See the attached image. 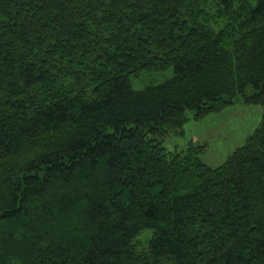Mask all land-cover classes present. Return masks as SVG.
Here are the masks:
<instances>
[{
    "label": "trees",
    "instance_id": "16d2710c",
    "mask_svg": "<svg viewBox=\"0 0 264 264\" xmlns=\"http://www.w3.org/2000/svg\"><path fill=\"white\" fill-rule=\"evenodd\" d=\"M236 102L222 164L165 150ZM0 264H264V0H0Z\"/></svg>",
    "mask_w": 264,
    "mask_h": 264
},
{
    "label": "rangeland",
    "instance_id": "374dc122",
    "mask_svg": "<svg viewBox=\"0 0 264 264\" xmlns=\"http://www.w3.org/2000/svg\"><path fill=\"white\" fill-rule=\"evenodd\" d=\"M164 74L143 72L138 77H132L131 83L134 89H141L147 84L163 80ZM186 117L181 135L171 133L165 137V150L169 153L183 152L191 141L193 145L203 147L201 160L214 168L222 164L259 126L262 108L236 102L199 120H194L191 114H186ZM148 235L141 234L138 242L146 244Z\"/></svg>",
    "mask_w": 264,
    "mask_h": 264
}]
</instances>
